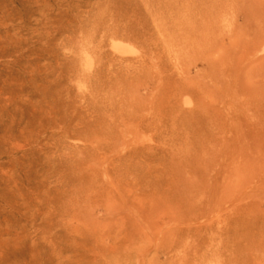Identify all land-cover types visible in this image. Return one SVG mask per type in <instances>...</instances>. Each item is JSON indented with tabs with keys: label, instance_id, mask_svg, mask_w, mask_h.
<instances>
[{
	"label": "rangeland",
	"instance_id": "374dc122",
	"mask_svg": "<svg viewBox=\"0 0 264 264\" xmlns=\"http://www.w3.org/2000/svg\"><path fill=\"white\" fill-rule=\"evenodd\" d=\"M0 264H264V0H0Z\"/></svg>",
	"mask_w": 264,
	"mask_h": 264
},
{
	"label": "bare ground",
	"instance_id": "6f19581e",
	"mask_svg": "<svg viewBox=\"0 0 264 264\" xmlns=\"http://www.w3.org/2000/svg\"><path fill=\"white\" fill-rule=\"evenodd\" d=\"M233 167H234V166H233ZM233 167H232V169L234 170V169H235V167H234V168H233ZM234 171H235V170H234Z\"/></svg>",
	"mask_w": 264,
	"mask_h": 264
}]
</instances>
